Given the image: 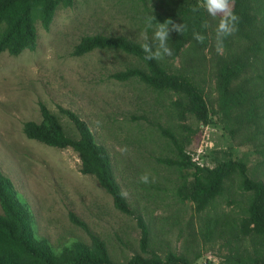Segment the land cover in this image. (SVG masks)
I'll return each mask as SVG.
<instances>
[{"label": "rangeland", "instance_id": "obj_1", "mask_svg": "<svg viewBox=\"0 0 264 264\" xmlns=\"http://www.w3.org/2000/svg\"><path fill=\"white\" fill-rule=\"evenodd\" d=\"M167 6V0H76L72 7L58 9L49 29L38 25L34 50L0 56V168L33 211L37 234L48 238L56 249L69 241L90 242L89 234L72 222L70 212L107 242L112 258L119 262L141 252L142 232L136 215L118 211L98 180L81 172L80 157L73 149H59L26 136L24 123L42 119L40 102L60 116L73 136H77L74 124L59 107L79 114L97 141L107 147L131 207L150 227V249L162 255L171 250L185 252L193 259L201 252L198 263L208 260L215 264H222L230 252L221 239L185 244L187 223L192 221L198 229L200 217L191 202L177 200L178 173L156 160L160 151L168 153L160 126L177 128L171 124L177 119H171L167 111L169 100L137 80L119 82L110 77L139 65L137 58L122 51L99 49L83 56L72 55L75 45L87 34H123L141 41L144 18L164 14ZM208 34L212 36V30ZM148 35L151 38V31ZM205 52L206 81L202 82L204 77L198 72L196 78L206 86L207 97L218 111V92L211 77L213 62L208 49ZM188 57L185 52L175 59L167 58L173 69H184ZM222 116L213 113L208 124L193 115L181 122L189 127V151L194 159L214 166L216 159L242 158L251 173L264 178V167L257 166L262 156L251 143L243 144L239 137H233ZM144 173L149 174L148 184L139 181ZM158 177L162 184L157 183ZM239 201L244 197L236 189L220 199L218 210L241 213ZM245 243L251 249L249 242Z\"/></svg>", "mask_w": 264, "mask_h": 264}, {"label": "trees", "instance_id": "obj_2", "mask_svg": "<svg viewBox=\"0 0 264 264\" xmlns=\"http://www.w3.org/2000/svg\"><path fill=\"white\" fill-rule=\"evenodd\" d=\"M75 2L0 0V56L5 52L19 56L26 50H34L39 38L38 25L49 29L58 9L72 7ZM167 2L164 14L155 18L160 23L171 19L187 25L188 30L183 35L172 31L169 40L173 59L185 52L189 55L186 68L173 69L167 57L159 62L145 60L140 47L142 41L123 34L84 35L72 55L83 56L99 49L122 51L137 58L139 65L116 71L110 77L119 82L137 80L169 100L167 111L171 119H177L178 122L171 123L177 128L160 126L168 153L163 155L160 151L156 160L178 173L174 194L179 202H191L200 217L198 229L192 221L187 223L185 244L200 245L221 239L230 250L222 264H264V178L251 173L250 166L242 158L216 159L214 166L197 162L189 151V127L181 123L193 115L208 124L212 122L213 113H222L221 120H226L224 127L243 144L251 143L262 156L257 166L264 167V0H233V11L240 18L238 31L226 39L223 54L215 50V27L219 17L213 22L214 19L209 21L211 17L204 9L193 13L191 8L198 0ZM205 22L207 28L202 27ZM193 29L205 36L204 43L192 38ZM207 49L213 62L211 77L218 92L219 112L208 99L206 86L196 78L198 72L204 77L202 82L206 81ZM39 106L42 119L24 123L26 136L59 149L71 148L79 155L81 172L98 180L112 196L115 208L138 217L141 252L127 262L114 260L107 242L70 212V219L89 234L90 242L74 240L70 248L64 245L61 247L63 253L55 255L56 248L48 238L37 234L29 204L20 198L13 180L0 168V264H215L208 260L198 263L196 259L201 252L193 259L185 252L171 250L162 255L150 249V227L136 214L127 196H121L123 188L115 176L110 152L97 141L88 122L73 110L60 106L59 111L74 124L77 136H73L58 114L43 102ZM262 174L264 176V171ZM157 183L162 184V179L158 177ZM236 189L244 197V201H239L241 213L219 212L220 199L229 197ZM160 190L164 191V187ZM246 241L251 249L245 246Z\"/></svg>", "mask_w": 264, "mask_h": 264}, {"label": "clouds", "instance_id": "obj_3", "mask_svg": "<svg viewBox=\"0 0 264 264\" xmlns=\"http://www.w3.org/2000/svg\"><path fill=\"white\" fill-rule=\"evenodd\" d=\"M201 9H204L214 19L219 17L215 28V50L218 54H223L226 39L238 31L240 18L233 11V0H198V3L192 6L191 11L196 13ZM154 21L156 22L154 23ZM202 27L207 28L208 24L205 22ZM187 30V25L184 23L178 24L171 19L160 23L153 15L146 16L143 30L139 34V39L142 41L140 47L144 53V59L159 62L166 57H171L173 52L169 46L170 33L175 31L183 35ZM149 31L152 33L151 38L148 35ZM192 38L201 44L205 41V36L195 29L192 31ZM139 181L148 184L150 182L149 174H142L139 177ZM126 195L127 193L122 190L121 196L126 197ZM72 243L74 241H69L64 247L70 248ZM62 253L63 248L54 250L55 255H61Z\"/></svg>", "mask_w": 264, "mask_h": 264}]
</instances>
